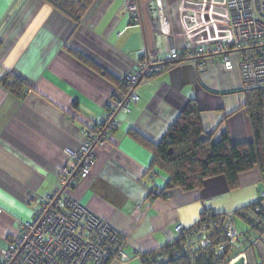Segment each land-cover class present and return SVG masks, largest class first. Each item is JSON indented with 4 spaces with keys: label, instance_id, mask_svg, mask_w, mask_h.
Returning <instances> with one entry per match:
<instances>
[{
    "label": "crops",
    "instance_id": "1",
    "mask_svg": "<svg viewBox=\"0 0 264 264\" xmlns=\"http://www.w3.org/2000/svg\"><path fill=\"white\" fill-rule=\"evenodd\" d=\"M126 1L95 0L76 25L44 0H0V260L39 199L54 192L60 170L80 150L83 129L104 120L144 56L166 57L173 47L194 54L232 39L224 0H137L142 27L132 23ZM7 74L27 81L21 97L2 86ZM242 88L238 69L226 71L216 61L202 72L184 62L139 88L140 101L119 116L89 177L71 189L124 236L128 259L110 264H142L140 254L160 251L178 226L192 227L206 211L233 214L257 203L264 210L258 168L242 173L234 190L216 177L201 189L174 188L155 198L169 176L151 169L152 152L136 139L157 145L195 100L213 140L227 131L235 144L250 142ZM250 239L245 264H264V237Z\"/></svg>",
    "mask_w": 264,
    "mask_h": 264
},
{
    "label": "built area",
    "instance_id": "2",
    "mask_svg": "<svg viewBox=\"0 0 264 264\" xmlns=\"http://www.w3.org/2000/svg\"><path fill=\"white\" fill-rule=\"evenodd\" d=\"M224 1L231 41L199 47L194 54L173 47L166 57L144 56L136 70L125 76L127 90L112 101L104 120L83 129L84 140L80 150L71 153V165L60 170L54 192L39 199L32 220L20 225L19 235L3 251L0 264H108L128 259L124 236L73 197L71 189L78 179L89 177L97 152L115 132L119 116L130 114L140 101L139 88L161 73L184 62L202 72L209 61H216L226 71L238 69L244 89H264V0ZM125 10L134 25L143 26L137 0H127ZM232 216L225 218L224 237L229 246H241L242 237ZM203 227L207 229L205 223ZM184 229L178 226L177 234ZM199 244L206 248L214 245V240L204 235ZM225 249L226 245H218L219 251ZM241 257L246 259L245 252H235L230 264Z\"/></svg>",
    "mask_w": 264,
    "mask_h": 264
},
{
    "label": "trees",
    "instance_id": "3",
    "mask_svg": "<svg viewBox=\"0 0 264 264\" xmlns=\"http://www.w3.org/2000/svg\"><path fill=\"white\" fill-rule=\"evenodd\" d=\"M62 14L79 25L95 0H44ZM86 63V59L77 55ZM104 76L106 73L98 70ZM2 86L12 94L22 96L29 89L27 81L7 74L1 80ZM122 87L127 90L123 81ZM245 110L252 128L250 142L235 144L227 131L217 140L206 134L202 124L201 110L195 100L190 101L176 122L169 128L162 140L151 144L137 138L153 155L151 169L168 174L166 187L155 196L165 198L168 190L180 188L184 191L201 189L205 182L216 177H224L230 189L238 187L242 173L258 168L264 172V89H244ZM154 193H150L153 197ZM259 211H256V208ZM228 215L240 217L248 225L246 232L240 233L241 246L228 245L224 237V223ZM207 225V229L203 225ZM204 235L212 237L214 245L203 248L199 242ZM264 237V210L260 203L239 209L233 214L203 213L201 219L190 228L184 229L166 247L157 252L142 253V264H230L234 253L245 252L250 237ZM226 245L224 252L218 245ZM245 247V248H244ZM110 264V262H108Z\"/></svg>",
    "mask_w": 264,
    "mask_h": 264
},
{
    "label": "rangeland",
    "instance_id": "4",
    "mask_svg": "<svg viewBox=\"0 0 264 264\" xmlns=\"http://www.w3.org/2000/svg\"><path fill=\"white\" fill-rule=\"evenodd\" d=\"M236 229L238 232H241L243 229L248 230V225L242 220V218L236 217Z\"/></svg>",
    "mask_w": 264,
    "mask_h": 264
},
{
    "label": "water",
    "instance_id": "5",
    "mask_svg": "<svg viewBox=\"0 0 264 264\" xmlns=\"http://www.w3.org/2000/svg\"><path fill=\"white\" fill-rule=\"evenodd\" d=\"M245 262H246V259L244 257H241L233 264H245Z\"/></svg>",
    "mask_w": 264,
    "mask_h": 264
}]
</instances>
